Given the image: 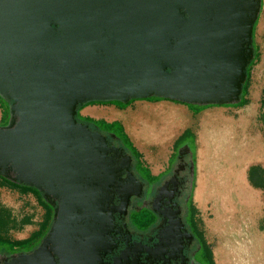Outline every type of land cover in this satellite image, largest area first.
Listing matches in <instances>:
<instances>
[{"label":"water","instance_id":"1","mask_svg":"<svg viewBox=\"0 0 264 264\" xmlns=\"http://www.w3.org/2000/svg\"><path fill=\"white\" fill-rule=\"evenodd\" d=\"M262 3L0 0V98L10 105L0 176L54 208L41 245L0 254V264H103L117 173L106 137L78 121V108L239 104Z\"/></svg>","mask_w":264,"mask_h":264},{"label":"flooded vegetation","instance_id":"2","mask_svg":"<svg viewBox=\"0 0 264 264\" xmlns=\"http://www.w3.org/2000/svg\"><path fill=\"white\" fill-rule=\"evenodd\" d=\"M4 119L5 116L1 121ZM90 128L106 137L115 165L113 172L117 173V184L111 186L112 225L103 264H211L205 257L211 248L205 247L196 226L193 150L181 145L170 174L148 180L138 171L139 160L114 131L104 134L100 126ZM126 197L130 200L125 205ZM41 241L30 248L0 254L10 260L14 254L37 249Z\"/></svg>","mask_w":264,"mask_h":264},{"label":"rangeland","instance_id":"3","mask_svg":"<svg viewBox=\"0 0 264 264\" xmlns=\"http://www.w3.org/2000/svg\"><path fill=\"white\" fill-rule=\"evenodd\" d=\"M262 1V10L254 30V48L257 59L250 69V81L248 83L249 89L247 94V96L256 98L258 93L263 92V94H261V99L264 98V0ZM169 105L170 104L167 101L149 102L147 100H140L134 101L127 108L120 109L125 107L126 104L120 102H114V105L108 103H92L88 104L81 110V115L95 120H105L108 123H113L115 121L119 122L124 127L125 134L133 143V146L136 147L139 153H141L142 158L144 155V159L148 161L146 158L147 154H151L153 157L160 155L161 157H164V155L169 154L172 151V142L169 146H167V144L161 146V144L151 143L147 146L140 147L127 133L122 118L111 119L105 116L104 113L111 111L120 114L141 113V110L146 107H171ZM190 108L196 111L201 109L194 105H190ZM175 109L179 108L175 107ZM0 115H2V117L5 116L3 122L1 121L2 118H0V126H5L4 124L6 121L8 124L10 119V105L1 99ZM259 115L260 116L256 121L257 126H254L255 132L252 133L251 136L248 135L245 137L232 135L230 143H227L228 145H233L235 147L234 150L227 152L228 157L236 159L238 156H241L239 153L243 152L242 161L246 167L257 161H264V159L253 160V153H250L255 147H257V145H259L264 152V111L260 110ZM205 117H207V115ZM210 118L212 120L219 119L218 117L213 116H210ZM114 132L122 137V133L119 129H114ZM188 142L192 147L193 152H195L193 138ZM123 144L127 149H130V145L127 141H123ZM184 144L188 145L187 143ZM185 145H183L182 148ZM179 151L180 148L178 152ZM198 151L197 165L193 175L194 178L197 174V167L199 171ZM139 162L140 166H145L143 159H140ZM239 162L240 160L238 161V164ZM248 188L251 195H253L254 200V204L251 206V211L244 215L242 211L243 204L237 203V208L233 211H229L228 214L229 228H222L221 230H215L211 227V222L215 219L213 204L209 202L204 207H199L195 201L194 193L192 194L197 219L196 226L203 234L204 241L212 249L216 264H264V194L251 189L250 187ZM45 217V208L42 207L36 195L31 193L24 194L19 190L10 188L0 179V237L13 241L28 239L39 231ZM52 221L51 227L45 233L44 238L49 234L53 226L54 219ZM44 238H42V240ZM218 252H225L226 255V257L224 255V257L220 259V262L217 259V256L219 257Z\"/></svg>","mask_w":264,"mask_h":264},{"label":"bare ground","instance_id":"4","mask_svg":"<svg viewBox=\"0 0 264 264\" xmlns=\"http://www.w3.org/2000/svg\"><path fill=\"white\" fill-rule=\"evenodd\" d=\"M104 114L111 119L122 118L127 133L140 147L151 143L161 144L168 129L174 127L180 131L184 126V113L168 106L144 108L142 113L120 114L111 111ZM161 120H166L168 124L162 127L159 124ZM231 137L232 130L225 120L220 118L212 120L208 115L202 118L198 141L199 171L195 201L199 207H204L209 202L213 204L215 219L211 222V227L215 230L229 228L228 214L237 208V203L243 204L244 215L251 211L254 204L253 195L245 182L247 167L242 161L243 152L238 151L241 156L236 159L228 157L227 152L235 148L227 144L230 143ZM250 153H253V160L264 159V152L259 145ZM218 254L217 259L220 262L225 252Z\"/></svg>","mask_w":264,"mask_h":264},{"label":"crops","instance_id":"5","mask_svg":"<svg viewBox=\"0 0 264 264\" xmlns=\"http://www.w3.org/2000/svg\"><path fill=\"white\" fill-rule=\"evenodd\" d=\"M261 94L258 93L256 98H252L250 96H245L243 98L242 104H236L228 107H211L202 111L193 110L184 104H177L171 102L170 100H162L169 102V106L171 108H179L181 112L184 113L183 119V128L179 131L174 127H171L166 132V135L162 139L161 146H169L172 142V151L164 155V157L157 156L153 157L151 154H147V160L144 159L145 170L148 171V174L151 179L160 180L170 174L172 168V161L174 160L177 150L175 147L176 141L184 134L186 130L188 132L184 135L178 145H185L184 143H189L188 141L193 138V146L195 152H193L197 165V151H198V141H199V133L201 131V120L204 116L209 115L213 117H218L220 119L225 120L229 123L230 129L232 130V135L234 136H251L252 133L255 132L254 126H257V119L259 118V111H264V98L261 99ZM140 101V100H137ZM144 101V100H141ZM154 107V106H151ZM150 107V108H151ZM158 107V106H157ZM149 107H146L148 109ZM144 111L141 110V113ZM2 118V115H0ZM159 124L164 127L165 124H168L166 120H161ZM187 124V126H186ZM170 141V142H169ZM160 144V143H157ZM189 147V150L192 151V147L190 144L185 145ZM184 146V147H185ZM148 162V163H147ZM198 179V167L197 174L195 177V188L194 195L196 191V184ZM245 182L248 187L254 189L258 192L264 194V161H257L249 165L245 170Z\"/></svg>","mask_w":264,"mask_h":264},{"label":"trees","instance_id":"6","mask_svg":"<svg viewBox=\"0 0 264 264\" xmlns=\"http://www.w3.org/2000/svg\"><path fill=\"white\" fill-rule=\"evenodd\" d=\"M256 59H257V55H256V51H255V58L252 61V63L250 64V66L248 67V70H247L248 79H247L246 83L244 84L243 93H242L241 101H240L239 104L243 103V101H242L243 98L248 94V89H249L248 83L250 81V69L253 66V64H254ZM162 100H166V99L152 98V99H148L147 101H149V102H160ZM134 101H137V100L130 101L129 103L126 104L125 107L120 108V109L127 108ZM90 104H92V103H90ZM108 104H113L114 105V102H110ZM177 104H182V103L178 102ZM184 105H186V104H184ZM187 106L190 108V105H187ZM228 106H232V105H228ZM198 107H200V106H197V108ZM211 107H223V106H206V107H200L201 109H198V110L202 111V110H205V109H208V108H211ZM83 108H85V106H80L78 108L77 119H78L79 122L87 124V125H89L91 127L92 126H100L101 132L104 133V134L105 133H109L110 131H114V129H119L120 132L122 133V135H121L122 137L119 136L120 139L122 140V142L123 141L124 142L127 141V143L130 145L129 151H131L135 155V158L137 160L142 159L141 153H139L138 150L136 149V147L133 146V143L130 141L128 136L125 134L124 127L119 122L115 121L113 123H108L105 120L101 121V120H95V119L90 118V117H84V116L81 115V110ZM187 132H188V130H186L184 132V134L176 141V143H175L176 150L179 149V147L181 146L180 144L178 145V143L180 142L181 138L184 135H186ZM116 135H118V134L116 133ZM138 169H139L138 171L141 172V174L143 176H145L146 179L154 180V179L150 178V176L148 174V171L145 170V168L143 166L138 167ZM0 179L3 181V183L6 186H8L10 188H13L15 190H19V191H21L24 194L31 193V194L36 195L38 197L39 202L42 205V207L45 208V211H46L45 220L43 221V224H42L41 228L39 229V231L36 232L30 238L25 239V240H21V241H13V240H10V239H7V238L0 237V253H6L8 251H14V250H18V249H21V248L22 249L30 248L36 242L40 241L44 237V235L48 231V229L51 227V224L53 222L52 220H53V215H54V209L52 207H50V205L48 203H46V201L43 199L42 194L37 189L32 188V187H28V186H25V185H21L19 183H13V182H11V181H9V180L1 177V176H0ZM193 207H194V210H195L194 204H193ZM200 234H201V237H202L201 240L204 241L203 234L201 232H200ZM204 243H205V247L209 248L208 244L205 241H204ZM207 252L208 253L205 252L206 253L205 257L211 262V264H216L215 261H214L213 251L211 249H209V251L207 250Z\"/></svg>","mask_w":264,"mask_h":264}]
</instances>
